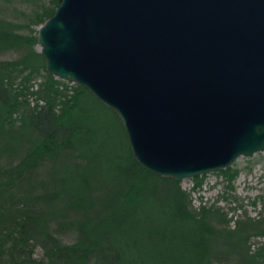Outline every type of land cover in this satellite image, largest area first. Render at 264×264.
I'll list each match as a JSON object with an SVG mask.
<instances>
[{
    "label": "trees",
    "instance_id": "obj_1",
    "mask_svg": "<svg viewBox=\"0 0 264 264\" xmlns=\"http://www.w3.org/2000/svg\"><path fill=\"white\" fill-rule=\"evenodd\" d=\"M58 1L0 0V264H264L263 245L247 242L264 214L230 226L219 206L193 207L177 179L135 160L109 107L45 69L33 26ZM102 109L125 148L100 138Z\"/></svg>",
    "mask_w": 264,
    "mask_h": 264
},
{
    "label": "water",
    "instance_id": "obj_2",
    "mask_svg": "<svg viewBox=\"0 0 264 264\" xmlns=\"http://www.w3.org/2000/svg\"><path fill=\"white\" fill-rule=\"evenodd\" d=\"M35 36L45 69L109 107L157 175L264 149V0H59Z\"/></svg>",
    "mask_w": 264,
    "mask_h": 264
},
{
    "label": "rangeland",
    "instance_id": "obj_3",
    "mask_svg": "<svg viewBox=\"0 0 264 264\" xmlns=\"http://www.w3.org/2000/svg\"><path fill=\"white\" fill-rule=\"evenodd\" d=\"M38 25L33 26L35 30H37ZM34 49L38 51L37 42L34 44ZM12 56H14L13 53H5L4 55V57ZM58 79L66 81L61 78ZM66 82L68 85L74 83ZM98 116L96 124L101 127L99 136L104 143L110 145L109 147L117 145L119 148H125L124 134L112 113L102 109V111H99ZM225 167L229 171L236 170L235 175L231 179H227L219 171V168L198 175L201 177L197 186H193V176L178 180L180 187L188 193L191 205L193 207H197L198 204L219 206L226 212V216L229 218L228 225L230 226H233V220L242 217L243 213L250 216L264 214L260 197L264 194V149L255 151L250 155H238ZM73 180L74 178L68 179L69 186L72 185ZM59 236L62 241L73 239L72 234L69 232H62ZM247 242L250 251L260 245H263L264 251V234H253L248 237ZM35 253L40 255V249H36ZM144 263L147 264V261H144ZM220 264L239 263L236 260H228Z\"/></svg>",
    "mask_w": 264,
    "mask_h": 264
}]
</instances>
